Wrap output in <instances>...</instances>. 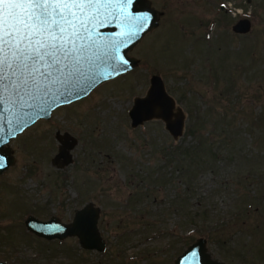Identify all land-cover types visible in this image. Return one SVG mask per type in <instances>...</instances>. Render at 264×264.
Masks as SVG:
<instances>
[{
	"label": "rangeland",
	"instance_id": "obj_1",
	"mask_svg": "<svg viewBox=\"0 0 264 264\" xmlns=\"http://www.w3.org/2000/svg\"><path fill=\"white\" fill-rule=\"evenodd\" d=\"M159 27L131 54L132 71L55 109L11 141L16 161L0 174V260L9 264H174L200 236L227 263L264 264V0H151ZM249 33H236L240 19ZM163 77L186 114L174 139L159 119L131 125L150 78ZM78 139L73 161L52 163L57 132ZM195 143L205 163L186 173L168 150ZM179 159V156L178 158ZM101 209L105 251L77 236L47 240L28 215L71 222Z\"/></svg>",
	"mask_w": 264,
	"mask_h": 264
},
{
	"label": "water",
	"instance_id": "obj_2",
	"mask_svg": "<svg viewBox=\"0 0 264 264\" xmlns=\"http://www.w3.org/2000/svg\"><path fill=\"white\" fill-rule=\"evenodd\" d=\"M100 4L102 6L98 12L95 8L92 10L96 13L95 18L89 25V39L83 42L88 50L82 63L85 69L90 66L92 68L91 82H82L76 91L66 90L60 84L45 82L51 90L49 95L46 96L43 92H33L32 95L21 93L24 95L23 100L11 91L0 93V174L16 161L11 141L28 127L39 119H50L58 107L88 96L101 84L122 76L139 65L141 59L132 55L131 51L159 27L163 12L155 8L151 0H100ZM251 29L252 20L248 17L239 19L233 25L236 33H249ZM80 43L77 41L78 46ZM129 116L133 127L152 119L162 120L174 139L181 138L186 132L185 111L167 90L165 81L159 74L151 76L145 95L134 98ZM56 138L60 146L52 163L63 168L73 161L71 150L78 139L67 131H58ZM100 216V207L89 202L76 210L71 222H63L57 216L42 220L30 214L25 224L29 231L44 239L64 240L77 236L82 248L103 252L107 248V242L98 226ZM0 264L9 263L0 260ZM174 264L227 263L215 258L208 249V239L200 236L175 258Z\"/></svg>",
	"mask_w": 264,
	"mask_h": 264
},
{
	"label": "snow or ice",
	"instance_id": "obj_3",
	"mask_svg": "<svg viewBox=\"0 0 264 264\" xmlns=\"http://www.w3.org/2000/svg\"><path fill=\"white\" fill-rule=\"evenodd\" d=\"M100 6V0H0V93L11 91L23 100L21 93L49 95L45 82L72 91L91 82L92 68L82 63L88 50L83 42L92 10Z\"/></svg>",
	"mask_w": 264,
	"mask_h": 264
},
{
	"label": "trees",
	"instance_id": "obj_4",
	"mask_svg": "<svg viewBox=\"0 0 264 264\" xmlns=\"http://www.w3.org/2000/svg\"><path fill=\"white\" fill-rule=\"evenodd\" d=\"M192 125H190L186 131V135H192ZM169 152L167 155L169 156V161L172 163L177 164V168L182 170V172L186 173V167H192L193 161L199 162L198 160H201V163H205L204 155L201 147L199 148L198 145L195 143H190L187 145H180L177 147H172L168 150ZM179 156V159H177ZM198 159V160H196ZM186 171V172H185Z\"/></svg>",
	"mask_w": 264,
	"mask_h": 264
},
{
	"label": "flooded vegetation",
	"instance_id": "obj_5",
	"mask_svg": "<svg viewBox=\"0 0 264 264\" xmlns=\"http://www.w3.org/2000/svg\"><path fill=\"white\" fill-rule=\"evenodd\" d=\"M83 206H84V205H83ZM83 206H82V207H83ZM82 207H81V208H82ZM77 210H78V209H77ZM75 213H76V211H75ZM74 216H75V215H74ZM73 218H74V217H73Z\"/></svg>",
	"mask_w": 264,
	"mask_h": 264
}]
</instances>
